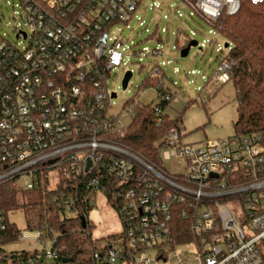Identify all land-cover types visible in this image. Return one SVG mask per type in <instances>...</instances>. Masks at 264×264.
I'll list each match as a JSON object with an SVG mask.
<instances>
[{
  "label": "built area",
  "instance_id": "1",
  "mask_svg": "<svg viewBox=\"0 0 264 264\" xmlns=\"http://www.w3.org/2000/svg\"><path fill=\"white\" fill-rule=\"evenodd\" d=\"M181 1L192 16L214 26L222 14L236 15L246 0ZM144 2L20 0L19 16L31 36L23 30L17 40L28 45L0 35V184L11 181L18 190H32L46 178L51 185L55 175L56 185L70 178L74 189L83 186L88 195H105L110 188L123 231L101 240L90 264H170L171 258L192 264L174 252L181 235L175 216L189 224L191 241L182 244L196 245L199 264H264V130L185 144L179 123L156 144L163 160L158 170L118 142L127 127L110 113L116 93L110 92L109 79L127 67L132 55L140 61L165 56L163 46L137 50L133 42L112 36L114 28L128 25L147 8ZM162 8L153 0V12ZM170 9L184 17L178 7ZM192 35L180 34L174 50L185 49ZM170 64L159 62L149 76L162 81L161 103L154 107L158 127L177 96L167 91L171 78L164 68ZM231 69L230 60L223 62L212 79L229 83ZM174 73L180 74L179 68ZM164 160L182 161L184 171L169 172ZM67 205L71 212V202ZM9 223L10 213L7 218L0 210V264H61L55 239L49 251L9 254L3 243ZM37 234L41 240L46 233ZM165 245L173 252L160 249ZM157 248L152 260L149 250Z\"/></svg>",
  "mask_w": 264,
  "mask_h": 264
},
{
  "label": "rangeland",
  "instance_id": "2",
  "mask_svg": "<svg viewBox=\"0 0 264 264\" xmlns=\"http://www.w3.org/2000/svg\"><path fill=\"white\" fill-rule=\"evenodd\" d=\"M157 1L163 5L161 11L153 12L151 9L153 0H145L144 5L147 8L139 10L134 20L128 25L118 26L112 30V36L120 37L127 44L133 42L136 44L137 50L146 47L154 50L163 46L162 50L165 52V56L154 59L148 57L140 61V57L132 55L127 67L111 76L108 81L110 92L116 93L117 98L113 100L114 105L110 113L119 115L121 124L128 127L135 116L132 103L135 107L148 105L157 107L160 105L158 90L149 84V76L159 62L168 61L171 64L164 69L173 83H176L175 86L171 85V89L177 96L164 112L171 119L182 118L186 134L185 144H200L236 135L235 124L238 120L236 90L230 82L222 85L212 79L220 64V60L217 59L219 51L227 41L214 26L198 15L192 16V10L181 0ZM19 4L20 0H0V35L12 43L15 42L26 47L29 43L28 40H17L18 32L23 30L27 32L29 38L31 36V30L26 25V21H23L19 16L21 14ZM172 6L178 7L184 17L177 18L171 12L170 7ZM167 14L170 16L169 20L164 19ZM163 29H168V33L163 34L161 32ZM193 33H195L194 36ZM180 34L192 35V40L199 43L198 47L192 48L187 58L181 57L180 50H174ZM159 37H162L163 42H159ZM209 41H217L216 46H211L209 51H203L201 45ZM175 68H179L180 74L174 73ZM127 72H132L133 77L127 90H123L122 81ZM164 165L171 173L184 171L182 161L164 160ZM53 178L55 179L52 181L51 187H54L58 182L55 175L50 176V179ZM25 196L32 199L35 197L30 191H25ZM90 204L92 205L89 215L90 233L94 240L106 241L110 236L123 231L119 214L107 202L104 194L93 196ZM10 221L16 224L20 237L17 242L6 246L9 254H29L51 249L52 239L45 237L38 240L37 232L28 227L23 211L10 212ZM160 249L166 252L172 250L167 245ZM157 250L158 248L149 250L152 260L157 256ZM175 251L181 255V260L199 264L194 260L197 253L194 243L179 244L175 246ZM171 260L170 264L179 262L178 259L171 258ZM10 264L13 263L10 262ZM185 264L188 263L185 262Z\"/></svg>",
  "mask_w": 264,
  "mask_h": 264
},
{
  "label": "trees",
  "instance_id": "3",
  "mask_svg": "<svg viewBox=\"0 0 264 264\" xmlns=\"http://www.w3.org/2000/svg\"><path fill=\"white\" fill-rule=\"evenodd\" d=\"M196 2L197 0H189ZM229 47H221L217 57L221 65L225 61L232 63L230 83L233 84L238 102V120L235 124L237 134L246 135L264 130V4L254 6L244 1L241 10L233 16L222 14L214 24ZM210 42L203 51L216 46ZM177 46V42H176ZM179 51V50H177ZM182 51V50H180ZM149 84L159 89L162 81L149 79ZM173 80L168 84L170 91ZM135 116L127 127L125 135L119 138L120 145L140 156L157 170L163 168L161 154L156 144L161 141L171 127L182 123V118L171 119L162 115L163 125L158 127L153 106H138L133 103ZM73 179H60L58 185L51 187L46 178L43 186L32 190H18L13 182L0 184V210L7 218L12 211L25 213L28 227L32 231L44 232L45 237L56 240L55 246L61 254V264H90L94 249L101 240H94L90 233V202L94 195H88L80 186L74 189ZM25 191L33 192L35 197L25 196ZM108 203L112 204V191L104 190ZM67 201L71 202V212ZM178 208V207H177ZM85 220V223H83ZM177 244L191 241L187 222L175 216ZM10 233L3 243L10 245L19 240L20 232L16 224L9 223ZM183 239H180L183 237ZM66 260V261H65Z\"/></svg>",
  "mask_w": 264,
  "mask_h": 264
},
{
  "label": "water",
  "instance_id": "4",
  "mask_svg": "<svg viewBox=\"0 0 264 264\" xmlns=\"http://www.w3.org/2000/svg\"><path fill=\"white\" fill-rule=\"evenodd\" d=\"M24 37H26V36L24 35ZM196 47H198V42L197 41H192L185 49H183L181 51V54H180L181 57L182 58H187L189 56L192 48H196ZM228 47H229V45L226 44L225 48L227 49ZM132 77H133V73L132 72H127L124 75V78H123V81H122L123 90H127ZM112 97H113V99H116L117 98V94H113ZM83 223H85V220H83Z\"/></svg>",
  "mask_w": 264,
  "mask_h": 264
}]
</instances>
